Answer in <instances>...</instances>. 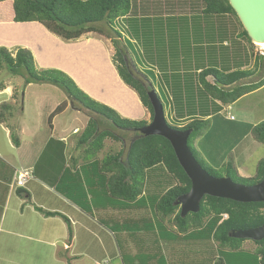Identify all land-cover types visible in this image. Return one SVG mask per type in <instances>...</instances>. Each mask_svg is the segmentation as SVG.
Returning a JSON list of instances; mask_svg holds the SVG:
<instances>
[{"label": "crops", "instance_id": "obj_1", "mask_svg": "<svg viewBox=\"0 0 264 264\" xmlns=\"http://www.w3.org/2000/svg\"><path fill=\"white\" fill-rule=\"evenodd\" d=\"M129 1L128 13L115 20L120 21V31L126 32L133 43L136 42L142 48L139 55L150 58L142 62L153 64L158 84L168 94H190L193 106L199 108L193 118L209 120L207 131L194 142L195 150L213 169H220L231 159L242 177L240 170L259 144L250 135L256 123H252L248 117L231 119L230 106L223 107L203 93L199 74L209 68L222 73L249 70L252 74L239 85H256L264 80V60H259V65L255 66L256 56L251 57L242 28L232 15H204V5L199 0ZM34 24L0 23L28 25L35 33ZM121 32L120 37L112 33L113 39L90 34L96 36L98 42L111 47L112 56H115L116 48L121 46L119 49L124 52L125 62L128 58L134 63L138 48L137 52L128 51ZM145 36L151 40L148 44L144 40ZM31 44L27 40L15 47L30 49L34 54ZM206 81L212 83V78L207 77ZM28 86L23 91L24 98ZM263 87L239 100L259 92ZM16 91L14 85L0 90V96L6 95L0 104L7 102L13 107L9 118L0 124V263L12 264L8 256L20 249L19 244H27L33 252L34 248L40 249L42 246L51 248L56 256L65 252L66 257L57 258V262L62 264H75L77 258L82 256L98 255L103 256L106 262L108 260L107 264H119L118 258L121 264L125 261L126 264H136L132 260L135 261L139 256L142 264H171L169 250H166L164 243L157 242L154 238L156 233L138 234L137 229L131 226L137 225L139 218V214L132 215V212L145 207L144 199L151 197L148 181L155 186L153 191L156 187L163 189L161 196L176 185L167 171L159 169L160 166L147 170L145 188L134 202L111 198L104 190L105 177L100 169L79 165L78 160L80 156H85L86 147H79L77 142L88 123V114L81 107H75L67 96H63L60 101L54 99L44 112L40 109L49 97L45 92H40L35 96L32 106H29L28 111L33 107V119L27 121L26 106H17ZM133 95L141 110V117L137 120L148 121L149 111L143 107L138 95L134 92ZM62 102H67V108L48 123V116ZM146 116L149 117L145 119ZM191 120L185 115L180 126ZM12 133L19 140L17 146L12 142ZM110 141H104L105 148ZM117 143L124 147V139ZM76 155L79 157L75 159ZM211 155L215 157L214 162L211 161ZM213 164H218V167ZM23 170L29 171L32 178L20 188L15 186L14 178L17 171ZM165 181L167 184L163 187L161 183ZM90 186L94 189H100L101 186L102 190L98 192L93 189L91 192L88 190ZM59 187L62 192L57 191ZM19 190L26 191L29 198L20 195ZM35 208L59 213L67 221L58 216L45 217ZM7 212L10 214L6 215ZM164 223L170 227L168 221ZM160 233L167 238L172 235L170 232ZM166 245L171 249L170 245ZM161 250L162 256H159ZM96 260L91 257L90 264H99Z\"/></svg>", "mask_w": 264, "mask_h": 264}, {"label": "trees", "instance_id": "obj_2", "mask_svg": "<svg viewBox=\"0 0 264 264\" xmlns=\"http://www.w3.org/2000/svg\"><path fill=\"white\" fill-rule=\"evenodd\" d=\"M199 1L204 5V15H232L242 28L227 0ZM129 9V0H0V23H37L52 35L65 41L78 40L90 33L113 39L112 33L119 37L121 35L114 29V21L125 16ZM100 23H105L106 29L98 27ZM242 33L248 44L252 46L243 28ZM116 49L114 58L118 63L117 72L120 79L138 95L141 104L149 111L152 120L153 110L147 93L150 90V84L154 90L155 85L145 73L141 75L136 66L130 69L125 62L124 52L119 48ZM250 55L252 57L251 52ZM255 59L257 60L255 65L257 67L259 60H264V57L256 56ZM4 67L13 76L22 77L25 87L30 84H47L58 87L75 107H81L88 114V123L77 142L79 147H86L85 157L90 155H92L91 158L97 157V154L103 150L106 139L118 142L133 136L128 142L125 152L121 150L110 153L100 161L97 160V167L105 177L106 193L111 198L124 202H134L141 196L145 188L146 171L153 167L163 166L176 185L160 197L156 205V213L159 219L168 221L170 226L179 233L186 234L192 230H200L202 224L208 222L207 228L213 233L219 247L234 250L238 248L236 246L238 243L245 240L232 238L230 237L231 233L254 229L264 224V203H238L209 196H205L200 202L198 213L188 214L181 218L179 207L175 205V202L179 196L189 191L190 181L178 164L173 149L167 140L160 136H140L139 130L148 122L120 117L113 109L89 98L62 71L36 69L33 55L27 48L17 47L13 51H9L0 47V70ZM133 70H137L138 73L135 74ZM251 74L252 72L249 70L222 73L209 68L201 71L199 81L203 93L207 97L223 107H227L264 85V80L256 85H239V82ZM207 77L212 78V83L206 81ZM171 95L175 102L177 124L176 127H171L180 131L192 129L188 138V147L193 156L210 175L222 177L217 170L210 167L199 156L194 148L195 140L207 131L210 124L209 120L193 118L194 115H197L199 108L193 106L190 94L182 96L172 93ZM66 108V102L59 104L48 116V123ZM12 109L13 107L7 102L0 104V124L9 118ZM185 115L192 120L180 126V123L184 122ZM103 122L108 124V127ZM115 129L121 133L115 134ZM129 133L132 134L131 137L127 136ZM250 135L257 143L264 145V120L251 128ZM11 139L14 145L19 144L15 133L11 134ZM220 169L224 171V176L229 177L234 183L252 186L263 178L264 159L258 162L256 175L249 178L241 177L238 174L231 159ZM19 194H24L27 199L29 198L28 193L24 190H19ZM35 209L45 217L58 216L67 221L59 213L47 212L41 208ZM223 215H227V218L223 219ZM253 243L256 245L255 253L258 257V264H264V239ZM213 264L225 263L219 258Z\"/></svg>", "mask_w": 264, "mask_h": 264}, {"label": "rangeland", "instance_id": "obj_3", "mask_svg": "<svg viewBox=\"0 0 264 264\" xmlns=\"http://www.w3.org/2000/svg\"><path fill=\"white\" fill-rule=\"evenodd\" d=\"M27 26L28 25H0V47H4L9 51H13L16 48V44L29 40L32 43L31 45L34 49V54L32 52L31 53L34 58L36 69H55L64 72L66 75H68L66 73L68 72V76L75 83L76 87L89 98L96 101L97 103L108 106L124 119L139 121L137 119L141 117V110L133 95L134 91L128 88L120 79L117 72L118 63L114 58V55H111V47L104 45L105 43L102 44L101 42H98V38L96 36H91V34L85 36L81 41H65L49 33L40 24L36 23L32 25L33 28H35V33H33V31L29 29L30 27ZM98 27L106 28V25L105 23H100L98 24ZM120 27V21H115L114 28L119 31V33L121 32ZM121 33L124 44L127 46L126 48L128 51L137 52L138 48L137 56L133 58L134 64L130 62L128 58H126L128 67L133 69V67L135 68L136 66V69H140L138 71L141 73V75H144L143 73H145L147 78L153 82L156 93L158 94L159 98H161V102L164 103L165 118L167 123L172 127H176V107L173 96L168 94L163 89V87L158 84L159 82L156 79L155 72L152 68L153 64H144L142 62V60L148 61L150 59L148 56L146 57L142 54L139 55V53H142V48H140L136 42L133 43V40H131L126 32ZM111 35L114 37L113 34ZM144 40L147 42V44L148 41H151L146 36L144 37ZM119 48L121 49V46ZM249 50L252 54V57H254L259 56L260 50L264 51V48H259L256 46V44H252V46L249 45ZM133 72L135 74L138 73L137 70H133ZM8 85H14L17 90L15 92V97H17L16 101L18 103L17 106L19 107L22 104H25L27 109L25 119L27 121L33 119V107L30 111H28L29 106H32L35 96L39 95L40 92H45L44 94H47L49 97L46 103H44L40 109L44 112L49 107V105L53 103L54 99L60 101L63 96H66L65 93L58 87L47 84H30L26 90L27 95L24 98V79L22 77L13 76L9 73L8 69L4 67L0 70V90L2 87H6ZM5 99L6 95L0 96V100ZM230 107V116L233 118L239 119L242 117H248L252 123L256 124L263 121L264 87L259 92L249 95L248 97L239 100L235 104H231ZM147 117L149 116H146L145 119H147ZM150 121L151 117L148 118V121L146 122L149 123ZM118 133L120 134L121 132L115 129V134ZM127 136L131 137L132 134L129 133ZM132 137L128 138L127 140L124 139V147L123 145H119L114 141H110L106 148L103 145V150L98 158H91L92 155L86 157L80 156L78 160L79 165L88 168H96V163H98L97 160L100 161L104 156L114 153L119 149L125 152L128 142L132 139ZM224 147L226 146L224 145ZM77 157H79V155H76L74 158L76 159ZM214 158L215 157L212 156L211 161L214 162ZM261 159H264V145L257 144L255 149L251 152V156L245 163V166L243 165V170H240L243 175L242 177H253L256 172L257 164ZM213 166L218 167V164H213ZM158 168L162 170L163 166ZM215 170H217L219 174L222 175V177H225L224 171H222V169L219 170V168H215ZM148 183L147 184L151 186V197L144 199L143 202H145V207L136 210V212H132V215L139 214V218L137 225L131 226L137 229L138 234L141 232L146 235L149 233H156L154 238L157 240V242L164 243L166 250H169L171 264H211L219 258L222 259L225 264H258V257L255 253L256 245L252 241H242V243H238L236 245L238 248L234 250L219 247V244L213 237V233H211L209 228H207L208 222L203 223V226L200 230H192L186 234L174 231L172 226L168 227L165 225L164 221L159 219L156 213V205L161 197L163 189L156 187V190L153 191V183L151 181H148ZM161 184H163L164 187L167 182L165 181ZM90 187L88 190L92 192L94 188ZM105 187L106 186H104V190L107 192ZM94 190L101 192L102 188L100 186V189L98 188ZM57 191L62 192V189L59 187ZM7 214H10V212H7L6 215ZM135 229L132 230L134 231ZM158 232H170L172 235L167 238V236L162 235V233L158 234ZM192 232L193 235L191 236L190 233ZM21 243H23V241H21ZM166 244L170 245L171 249L166 247ZM19 246L20 249L17 250L15 254L8 256L12 264H62L57 262V258L66 257L65 252L57 255V257L56 254H53L54 251L52 252L51 248L45 246H42L40 249L34 248L35 252L30 250L28 247L29 245L27 246V244H19ZM162 249L164 250V248ZM163 250H161L159 256H162ZM133 255L134 252L132 257ZM91 257H95L99 264H107L109 262L108 260L107 262L103 260V256L98 255L89 257L82 256L77 258L75 264H90L92 262ZM139 257H137L135 261L134 259L132 261L136 264H142V259ZM120 261L121 260L118 258L119 264H121ZM124 264H126V261Z\"/></svg>", "mask_w": 264, "mask_h": 264}, {"label": "water", "instance_id": "obj_4", "mask_svg": "<svg viewBox=\"0 0 264 264\" xmlns=\"http://www.w3.org/2000/svg\"><path fill=\"white\" fill-rule=\"evenodd\" d=\"M252 44H264V0H227ZM153 110L152 120L139 130L142 137L160 136L167 140L178 164L190 181V189L179 196L175 205L181 218L196 214L205 196L231 200L238 203H264V175L252 186L234 183L229 177H215L205 171L188 147L192 129L180 131L169 126L163 103L150 84L147 93ZM235 239L260 242L264 239V224L260 227L233 232Z\"/></svg>", "mask_w": 264, "mask_h": 264}, {"label": "built area", "instance_id": "obj_5", "mask_svg": "<svg viewBox=\"0 0 264 264\" xmlns=\"http://www.w3.org/2000/svg\"><path fill=\"white\" fill-rule=\"evenodd\" d=\"M259 48H262V47H259ZM259 56L264 57V51L263 50H260ZM231 119H233V117H231ZM31 178H32V176H31V173L29 171H25V170L17 171L15 174V178H14V184L17 187L22 188L27 183V181H29ZM222 218L226 219L227 215H223Z\"/></svg>", "mask_w": 264, "mask_h": 264}, {"label": "bare ground", "instance_id": "obj_6", "mask_svg": "<svg viewBox=\"0 0 264 264\" xmlns=\"http://www.w3.org/2000/svg\"><path fill=\"white\" fill-rule=\"evenodd\" d=\"M257 46L264 48V44H257Z\"/></svg>", "mask_w": 264, "mask_h": 264}]
</instances>
